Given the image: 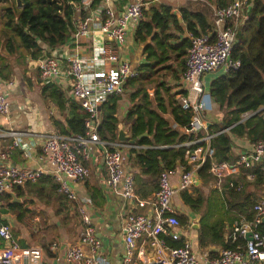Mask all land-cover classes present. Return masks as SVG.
I'll return each instance as SVG.
<instances>
[{
    "label": "built area",
    "instance_id": "2783aa9c",
    "mask_svg": "<svg viewBox=\"0 0 264 264\" xmlns=\"http://www.w3.org/2000/svg\"><path fill=\"white\" fill-rule=\"evenodd\" d=\"M116 1L101 0V10L95 23L87 16L78 22L77 35H99V39L91 44L88 57L73 54L62 59L50 54L36 61L43 85L61 79L69 80L70 97L88 113L85 120L87 131L84 135H64L58 130L0 132V138H10L4 147H0V214L5 207L2 196L7 191L34 184L48 175L55 185V192L74 203L84 225L79 243L67 249L65 260L68 264H101L98 256L101 242L91 227L87 202L79 200L71 186V183L81 182L88 174L84 162L91 158V145H96L103 149L107 187L117 192L124 201L147 209V212L129 211L124 214L120 230L125 250L119 264H137L139 261L142 264L264 263V234L257 229L264 216V196L253 204V219L233 227L232 236L243 237L246 241L244 250L215 248L217 254L213 257L194 251L190 239L182 232L185 225L180 224L173 205L176 193L194 186L197 169L208 158L211 160L209 171L219 189L226 187L240 191L243 186L237 176L242 174L246 179L253 180L254 175L249 170L254 165H263L264 168V138L251 143V147L239 152L232 162L215 161L210 145L213 135L207 131L208 120L204 114L206 99L210 95L203 76L220 70L226 74L240 66V61L232 57V50L238 29L248 19L250 0H229L226 5L214 6L211 33L190 35L182 72L185 93L177 98L178 105L192 114L185 133L195 136L201 132L204 134L177 145L186 149L184 159L191 169L180 165L176 186L170 180V173L174 170L161 171L157 189L148 199L137 195L134 174L124 170L125 150L145 146L130 141L103 140L97 133L100 105L111 94L121 95L127 80L137 74L130 61L120 55L119 47L125 43L129 26L143 19L146 3L144 0H132L124 9L117 10L114 7ZM112 43H116L118 48ZM97 68L101 69L99 74L94 72ZM1 84L0 69V115L8 117L10 103ZM33 135L38 136L40 141L38 158L46 160L50 168L40 164L36 167L11 166L8 161L14 149L21 150L25 159L32 157V149L37 145L36 141L29 140L33 139ZM248 233L250 239L245 238ZM167 239L181 241L182 244L170 246ZM82 246H86L88 251ZM0 264H43V252L39 247L22 246L14 237L10 225L0 220Z\"/></svg>",
    "mask_w": 264,
    "mask_h": 264
},
{
    "label": "trees",
    "instance_id": "16d2710c",
    "mask_svg": "<svg viewBox=\"0 0 264 264\" xmlns=\"http://www.w3.org/2000/svg\"><path fill=\"white\" fill-rule=\"evenodd\" d=\"M228 1L217 0V5H226ZM100 2L90 0L89 9H86L82 0H20V6L16 0H0V39L4 40L11 54L23 56L25 52L32 60L50 56L51 50L65 44L70 35L75 34L78 22ZM249 4L248 19L238 29L232 50V57L240 61V66L214 78L208 89L210 97L223 112L219 121L207 126V131L213 135L210 141L212 158L217 162H232L237 158L232 151L233 135L245 137L251 143L264 138V0H250ZM180 11L184 29L178 17L170 13L169 7L156 4L145 9L144 17L137 23L134 32V40L143 45L145 62L135 68L137 74L125 84V87L133 89L132 100H138L129 108L124 121L128 134L126 142L145 146L125 150L129 164L138 170L134 174L136 192V186L140 190L146 183L156 191L158 177L163 170H174L177 165L191 169L184 159L186 149L177 145L204 134L201 132L195 136L185 133L191 111L182 109L174 97H170L166 83L168 78L177 80L181 77L190 35L211 33L212 25L201 11L193 12L185 8ZM170 26L178 34L171 33ZM151 85L156 87L153 96L149 94L148 87ZM41 96L53 102L61 113L65 112V124L53 120L61 134L86 133L88 113L74 99L67 97L59 85H42ZM120 97V94H111L100 105L97 133L103 140H117L116 111ZM168 108L172 121L164 115ZM247 113L253 114L244 118ZM145 132L147 136L139 138ZM210 162L209 158L206 159L197 169L196 174L203 181L215 180L209 171ZM249 172L254 175L252 184L264 183L263 165H254ZM19 188L16 187L15 192ZM52 188L55 190L54 184ZM179 194L183 203L200 216L197 240L201 249L214 246L244 250L245 239L231 234L235 225L249 222L255 215L252 208L255 199L244 194V186L240 191L226 188L223 195L231 198V202H227L226 197L224 202L215 197L206 199L197 188L182 190ZM2 198L8 202L6 207L17 206L10 202V194L5 193ZM177 218L181 225H187L185 215H177ZM257 229L264 234L263 225H258ZM53 237L50 235L48 240ZM45 242L43 238L41 243ZM167 242L175 247L182 244L172 239H167ZM43 248L45 253L49 252L45 244ZM216 254L213 249L207 253L209 257Z\"/></svg>",
    "mask_w": 264,
    "mask_h": 264
},
{
    "label": "crops",
    "instance_id": "0c3cea01",
    "mask_svg": "<svg viewBox=\"0 0 264 264\" xmlns=\"http://www.w3.org/2000/svg\"><path fill=\"white\" fill-rule=\"evenodd\" d=\"M130 1L132 0H117L114 3V7L117 10L124 9ZM144 2L146 3V9L156 4H163L169 7L170 13L178 17V21L183 29L185 28V23L181 20V8L193 12L201 11L212 25L213 7L217 5V0H144ZM83 4L86 9H89L90 0L83 1ZM100 10L101 5L98 4L96 8L88 11L87 17H90L92 22L95 23ZM136 26L137 23H132L129 26L125 43L119 47L120 55L130 61L134 70H136L135 68L138 65L145 62V55L142 53L143 45L134 40ZM76 32L70 35L65 44L51 50V54L62 59L73 54L88 57L91 44L99 39V35L93 33L91 36H79ZM170 32L178 34L173 26H170ZM112 45L118 48L116 43H112ZM45 49L48 48L45 47ZM26 55L25 52L23 54L25 57L16 53L11 54L8 52L5 44L0 42L1 85L10 103V114L8 117L0 115V132L8 130H45L51 132L57 130L53 123L54 119L65 124L63 115L65 112L61 113L53 102L46 101L41 96L43 84L39 79L36 63L38 59L32 60ZM94 72L99 74L101 69L97 68ZM218 73H220L219 75L222 74V72L217 71L203 76L207 90L211 81L219 76ZM180 76L177 80L168 78L166 83V86L170 90V97L173 96L177 104V97L183 94L182 91L185 90L186 86L182 80V75ZM55 84L61 87L67 97H70L69 80L61 79L56 81ZM148 88L149 94L153 96L156 87L151 85ZM132 93V88L124 87V91L117 102V129H122L127 136V125L124 119L129 108L138 100L137 98L134 101L132 100ZM222 113L213 99L207 96L204 114L208 123L212 124L219 121L222 118ZM248 114L250 115V113H247L244 117H247ZM164 115L168 120L172 121L169 108L168 112ZM96 121L99 122V116ZM29 140L33 143L36 141L37 143L34 149H32V157L25 159L21 150L14 149L9 156V164L17 167H36L40 164L46 168H50L46 160L42 161L38 158L41 150L38 136L33 135V139ZM232 140L234 144L232 151L234 154L248 150L251 147V142L245 137L233 135ZM9 141L10 138H0V147H4ZM91 151V158L84 162L88 174L81 182L71 183V186L76 191L79 200L87 202V212L90 217L91 227L101 242L98 251L101 264H119L125 250L120 230L124 214L129 211L147 212V209L138 208L135 204L124 201L117 192L107 187L105 183L106 170L103 162V149L96 145H91ZM125 156V172L135 174L138 170L129 164L127 152H125ZM180 169L181 166L177 165L174 172L170 173V180L173 186L178 184ZM146 178L144 177L143 179ZM236 178L244 186L245 195L254 198L255 201L264 196V183L252 184V180L246 179L242 174ZM52 185L51 178L45 175L34 184L20 187L18 192L14 190L13 193L16 199L13 200L12 195H10V202L17 204V206L6 207L8 202L3 199L5 207H3L0 214V220L10 225L14 237L21 245L23 244L22 246L41 248L43 252V264H68L65 260V253L70 246L79 243V237L84 225L74 203L67 201L63 196L57 194L53 190ZM193 188H197L206 199L215 197L224 202L226 197L227 202L232 201L231 198L223 195L226 188L219 189L213 178L203 181L196 176L194 186L188 191H191ZM136 189L137 195L142 199L152 197L155 191L149 183L143 184L140 190L136 186ZM173 205L177 215L182 214L188 218L187 226L182 229V232L190 239L194 251H197L201 255H207L208 251L214 250V246L204 249L198 246V229L195 228L194 223L198 222L199 225L200 216L192 212L183 203L179 192L173 197ZM50 235H54L52 240H48L50 239ZM43 238L46 241L44 244L49 250L48 253H45L44 244L41 243ZM82 248L86 252L88 251L86 246H82ZM137 264H142V262L139 261Z\"/></svg>",
    "mask_w": 264,
    "mask_h": 264
},
{
    "label": "water",
    "instance_id": "95a60500",
    "mask_svg": "<svg viewBox=\"0 0 264 264\" xmlns=\"http://www.w3.org/2000/svg\"><path fill=\"white\" fill-rule=\"evenodd\" d=\"M17 1V5L18 6H20V0H16ZM82 1H85V0H82ZM185 36H187V35H185ZM100 108H98V110H99ZM210 125V123H208L207 124V126H209ZM142 136H147V132H145V133H143L142 135H140L139 136V138L140 137H142ZM117 140H119V141H122V142H125V141H127L128 140V136L125 134V132L122 130V129H119L118 130V137H117ZM7 193L8 194H10V195H12V198H13V200H15L16 198H15V195H14V193H13V191H7ZM261 225H263L264 226V216L263 217H261ZM194 226H195V228L196 229H198V222H195L194 223ZM246 239H250V234L248 233L247 235H246V237H245Z\"/></svg>",
    "mask_w": 264,
    "mask_h": 264
},
{
    "label": "rangeland",
    "instance_id": "374dc122",
    "mask_svg": "<svg viewBox=\"0 0 264 264\" xmlns=\"http://www.w3.org/2000/svg\"><path fill=\"white\" fill-rule=\"evenodd\" d=\"M0 42H2V44H4V40L3 39H0ZM219 72H221V70L219 71ZM220 73H218V75H219ZM189 208V207H188ZM190 209V208H189ZM191 210V209H190ZM192 211V210H191ZM193 212V211H192Z\"/></svg>",
    "mask_w": 264,
    "mask_h": 264
}]
</instances>
